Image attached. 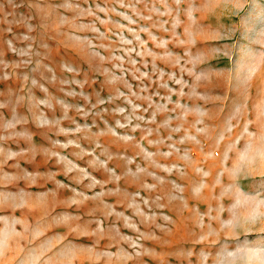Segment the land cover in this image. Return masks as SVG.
I'll return each instance as SVG.
<instances>
[{
    "label": "rangeland",
    "instance_id": "374dc122",
    "mask_svg": "<svg viewBox=\"0 0 264 264\" xmlns=\"http://www.w3.org/2000/svg\"><path fill=\"white\" fill-rule=\"evenodd\" d=\"M0 264H264V0H0Z\"/></svg>",
    "mask_w": 264,
    "mask_h": 264
}]
</instances>
